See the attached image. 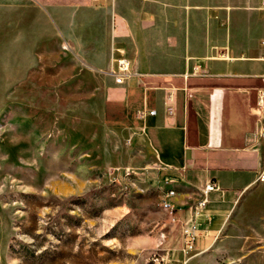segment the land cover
<instances>
[{
    "label": "crops",
    "instance_id": "0c3cea01",
    "mask_svg": "<svg viewBox=\"0 0 264 264\" xmlns=\"http://www.w3.org/2000/svg\"><path fill=\"white\" fill-rule=\"evenodd\" d=\"M263 38L261 0H0V91L60 92L64 57L107 66L104 74L120 86V116L131 121L120 124V142L129 136L168 167L174 187L166 192H176L170 201L181 219L204 185L216 184L197 217L203 235L194 252L201 253L228 220L264 215V182H255L263 142L254 136ZM117 57L133 69L121 84L108 73ZM195 64L202 73L185 79ZM142 107L154 115L137 119ZM252 185L258 193L235 213Z\"/></svg>",
    "mask_w": 264,
    "mask_h": 264
},
{
    "label": "rangeland",
    "instance_id": "374dc122",
    "mask_svg": "<svg viewBox=\"0 0 264 264\" xmlns=\"http://www.w3.org/2000/svg\"><path fill=\"white\" fill-rule=\"evenodd\" d=\"M68 58L60 92L0 91V264H264V215L253 210L208 250L182 251L180 225L159 205L174 187L168 167L120 142L131 121L107 66Z\"/></svg>",
    "mask_w": 264,
    "mask_h": 264
},
{
    "label": "built area",
    "instance_id": "2783aa9c",
    "mask_svg": "<svg viewBox=\"0 0 264 264\" xmlns=\"http://www.w3.org/2000/svg\"><path fill=\"white\" fill-rule=\"evenodd\" d=\"M261 6L264 9V0H261ZM261 45L264 49V38L261 40ZM64 48H68V45H64ZM264 61V54L262 55ZM113 76V80L116 84H121L124 80L133 73L131 62L125 57H117L112 59L111 67L108 71ZM202 73L198 65H193L189 70L184 72L183 77L185 79L189 77L199 76ZM153 109L146 107L139 108L135 111V117L140 120H144L147 116L154 115ZM254 113L256 114L257 125L254 132L256 139H260L263 142V153L260 168L257 171L256 182H264V75L262 77V85L257 90L256 103L254 107ZM217 186L214 182L208 181L201 190L200 198L192 204L190 208V217L187 219H181L179 214V208L176 207L170 201V198L175 196L176 192H165L160 198V208L169 223L172 226L180 225L181 234V249L185 254H192L196 249L197 240L203 235V230L200 228L197 222V217L201 215L203 209L208 202V193L216 190ZM189 258V257H188ZM154 259L163 258L156 257ZM188 259L184 261L187 262Z\"/></svg>",
    "mask_w": 264,
    "mask_h": 264
},
{
    "label": "bare ground",
    "instance_id": "6f19581e",
    "mask_svg": "<svg viewBox=\"0 0 264 264\" xmlns=\"http://www.w3.org/2000/svg\"><path fill=\"white\" fill-rule=\"evenodd\" d=\"M169 192H175V191H173V190H170Z\"/></svg>",
    "mask_w": 264,
    "mask_h": 264
}]
</instances>
